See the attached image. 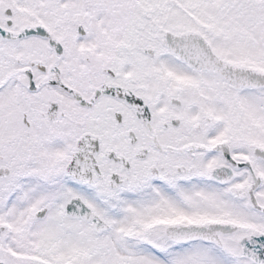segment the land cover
<instances>
[{"label": "snow or ice", "instance_id": "6c2138e0", "mask_svg": "<svg viewBox=\"0 0 264 264\" xmlns=\"http://www.w3.org/2000/svg\"><path fill=\"white\" fill-rule=\"evenodd\" d=\"M0 264H264V0H0Z\"/></svg>", "mask_w": 264, "mask_h": 264}]
</instances>
